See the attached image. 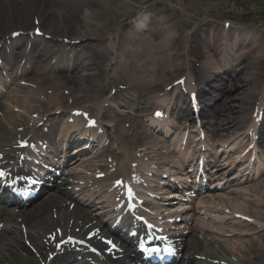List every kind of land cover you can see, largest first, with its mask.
Instances as JSON below:
<instances>
[{
    "label": "bare ground",
    "instance_id": "6f19581e",
    "mask_svg": "<svg viewBox=\"0 0 264 264\" xmlns=\"http://www.w3.org/2000/svg\"><path fill=\"white\" fill-rule=\"evenodd\" d=\"M150 1L152 0H0V43H6L8 34L15 30L24 31L26 35L11 40V45L28 40V32L37 25L51 36L48 40H31V56L24 64L15 54H10L6 56V63L1 68L2 82L11 81L16 85L15 91L8 93L0 102V153L4 154L3 160L12 159V151L8 149L11 140L18 135L25 137L29 134L30 129L25 128L27 121L38 124L45 116L53 121L66 113L65 96L61 91L72 87V84L49 76L54 68H58L60 72H70L73 77L82 75L88 80L96 75L103 77V81L95 85L74 84L83 87L80 88L82 94L74 97L75 101L89 99L94 92L102 94L107 82L124 86L121 93L128 96L117 101L115 110L123 113L130 107L144 109L153 94L159 91L157 82L163 79L160 72L164 68L173 67L174 71L186 76L188 90L198 91V103L201 107L216 103V99L221 98L223 103L212 110L216 128L236 132L247 123L252 127L254 122L250 113L254 104L257 102L259 108L264 107V30L242 27L228 29L213 20L195 27L187 20L179 21L168 16L169 12L175 10L184 14L183 8L175 5V0H153V4L146 6ZM153 10L160 15V20L158 25H154L152 33L158 34L160 42L154 44L138 38L131 50L124 48L123 39L112 40L114 30L124 25L123 22L136 16L137 21L148 23L154 18ZM164 34L166 36L162 37ZM65 40L69 43H65ZM73 41L79 43H72ZM102 45H108L105 51H86L88 46ZM57 47L61 51H56ZM254 49L260 53L253 55ZM112 51L116 52L117 60L111 57ZM194 51L197 55L193 54ZM159 53L162 55L159 56ZM101 58H108L112 63L120 62V70L117 69L111 75L108 69L102 67L99 61ZM209 59L214 61L209 62ZM96 71H99L98 74ZM227 78L230 79L226 80ZM216 87L221 91L214 95L212 91ZM2 93L3 89L0 90V98ZM171 95L175 97V102L185 103L187 99L178 87L172 90ZM34 113H37V118H33ZM126 121L117 120L114 132L103 135L108 136L111 142L107 147L104 143L102 148L109 152L120 149L122 154L118 157L119 164L126 167L133 162L139 164L140 170L145 164L164 167L165 162L159 160L162 157L159 150L165 148L164 140L156 137L152 131L139 130L143 125L141 121L135 128L129 129L124 127ZM108 125L104 123L105 127ZM19 126H23L24 130L18 129ZM59 139L62 146L76 141V136L65 127L61 130ZM235 139L234 136L219 137L211 143L212 150L225 157L214 159V183L207 192V197L212 201L208 203L207 199L201 200L202 208L197 220L202 224L190 226L189 234L182 237L183 251L179 264H264V179L257 184H248L263 173L264 154L253 164L249 162L247 165H240V175L229 177L233 172L232 166L239 165L242 161L241 154L234 151L232 143ZM141 145L144 146L139 151ZM87 151L81 148L77 156H83ZM51 153L54 158H59L58 163L61 162L62 154H65L63 148L53 146ZM137 154L142 157H137ZM65 157L64 165H76L77 159L69 161L67 155ZM146 157L153 162L144 161ZM101 158L102 154L94 157L98 163H101ZM79 167H83V164ZM179 179L185 181L188 176ZM91 180L94 177L84 179L79 176V181H85L86 186H83L82 192L77 196L66 186L61 189L60 196L50 194L42 204L35 209L31 208V226L43 223L44 216L43 229L48 232L55 230L64 221L67 222L68 229L72 221V232L94 223L97 218L93 216L92 208L111 201V195L104 184L106 179L94 180L90 184ZM160 180L167 181L161 177ZM226 187L230 189L229 192H221ZM219 199L226 202L225 208L212 205ZM67 200L75 201L77 207L70 209ZM48 203L53 204L56 218L50 212ZM80 205H85L88 209L81 210L78 208ZM105 212L109 211L100 210L98 214ZM236 213L251 219L247 221L239 218ZM2 221L11 224L14 229L5 241L11 239L18 244L23 236L24 218L20 222L10 211H6ZM97 226L98 222L95 227ZM27 234L33 240L28 232ZM6 242L0 244V260L5 258L4 261L14 264H30L19 253H14V248ZM39 242L44 247L42 237ZM129 245L130 248L133 247ZM36 261L31 259L34 264Z\"/></svg>",
    "mask_w": 264,
    "mask_h": 264
},
{
    "label": "rangeland",
    "instance_id": "374dc122",
    "mask_svg": "<svg viewBox=\"0 0 264 264\" xmlns=\"http://www.w3.org/2000/svg\"><path fill=\"white\" fill-rule=\"evenodd\" d=\"M183 8L169 12L174 19L187 20L190 25L200 26L213 20L218 25L230 22L231 26L264 30V0H175ZM153 4V0L146 6Z\"/></svg>",
    "mask_w": 264,
    "mask_h": 264
},
{
    "label": "snow or ice",
    "instance_id": "6c2138e0",
    "mask_svg": "<svg viewBox=\"0 0 264 264\" xmlns=\"http://www.w3.org/2000/svg\"><path fill=\"white\" fill-rule=\"evenodd\" d=\"M36 31L39 34V29H37ZM16 35H19V33H16ZM157 115H162V113H157ZM92 124L94 125L95 124V121H92ZM3 175H5V173L0 172V176H3ZM117 184H122V181H117ZM53 239H55V237H53ZM69 239L71 240V238H69ZM105 243L108 244V245H111L113 248L116 247V245L114 244V242L111 241V240H106ZM57 246L60 247L61 245L58 244ZM148 251L153 252V253H159L161 250L158 249V248H152V249H148ZM163 251L171 252L172 249L171 248H167V249H164Z\"/></svg>",
    "mask_w": 264,
    "mask_h": 264
}]
</instances>
